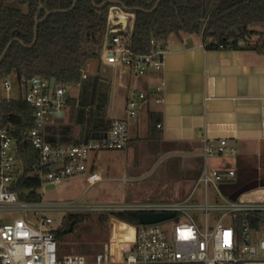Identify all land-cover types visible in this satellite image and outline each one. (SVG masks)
Segmentation results:
<instances>
[{"label":"built area","instance_id":"obj_1","mask_svg":"<svg viewBox=\"0 0 264 264\" xmlns=\"http://www.w3.org/2000/svg\"><path fill=\"white\" fill-rule=\"evenodd\" d=\"M136 14L123 5L110 6L101 48L100 61L109 66L126 67L138 76L151 74L155 82L151 92L134 91L127 103L130 116H137L140 102L153 96L164 102L166 90V54L168 48L153 38L149 51L141 53L133 46ZM87 75L84 74L83 78ZM23 99L34 108V124L29 139L39 152L34 172L40 188L17 189L26 174L19 145L11 129L0 124V264H248L264 262V202H246L224 196L219 184L233 180V168L222 169L211 158H233L238 149L226 138L206 139L195 154L203 159L202 170L190 195L178 200L122 201L105 204L47 202L41 189L57 187L66 179L86 176L89 186L101 180V174L89 166L94 152L123 150L130 143L127 120H115L106 136L79 144H53L44 136L45 126L63 113L79 83H63L33 76L20 80ZM6 87L11 88L9 81ZM4 99L0 97V102ZM162 126V124H159ZM125 180H130L126 177ZM214 186L220 199L211 201L209 189ZM54 187V188H55ZM204 188L202 199L195 198ZM48 189V188H47ZM38 195V198H33ZM68 214L121 212L174 213L175 216L155 223L119 222L134 228L128 246L114 251V239L106 241L94 255L62 254L52 212ZM202 216V220L198 217ZM263 231L262 236H254Z\"/></svg>","mask_w":264,"mask_h":264},{"label":"crops","instance_id":"obj_2","mask_svg":"<svg viewBox=\"0 0 264 264\" xmlns=\"http://www.w3.org/2000/svg\"><path fill=\"white\" fill-rule=\"evenodd\" d=\"M208 43L197 33L171 35L165 57L164 102L157 103L150 96L140 102L133 117L127 112L128 99L137 90L151 92L152 75L138 76L126 67L100 60L89 62L84 71L87 77L72 90L69 107L45 126V139L53 144H79L93 139L95 131L108 132L115 120H127L128 147L94 152L89 166L101 174L93 185L125 181L119 200L143 201L153 198L154 183L147 179L164 175L172 164L185 160L192 183L175 199H156L190 195L203 165L196 149L206 139L226 138L238 153L233 158L213 159V165L233 168L237 175L221 184L223 194L264 202V52L210 47ZM109 152L119 153V161H107L104 157ZM75 177L87 182L86 176ZM136 180L143 181L142 186H136ZM111 229L109 240L115 241Z\"/></svg>","mask_w":264,"mask_h":264},{"label":"trees","instance_id":"obj_3","mask_svg":"<svg viewBox=\"0 0 264 264\" xmlns=\"http://www.w3.org/2000/svg\"><path fill=\"white\" fill-rule=\"evenodd\" d=\"M104 1L78 0L74 7L75 0H19L22 7L1 3L0 59L9 43H13L0 63V81L15 73L19 80L42 76L56 82L80 83L89 62L100 60L108 11L113 5L98 7ZM117 1L130 8H140L135 11L133 36V46L138 52H148L153 38L168 47L169 37L182 33L201 34L210 47L264 52V26H252L264 22V0H161L156 8L158 0ZM49 10L67 11L49 14L36 29L37 22ZM233 26L240 27V34L230 32ZM34 119V108L23 98L0 102V124L11 129L26 170L17 187L21 194L27 188L36 192L41 185L34 172L39 152L29 139ZM33 198L37 199L38 195ZM87 215L90 213L69 214L71 227L57 230L60 252L62 238ZM114 215L128 223L139 220L138 213ZM101 217L106 221L111 216ZM263 222L254 219L255 226ZM113 232L114 248L119 250L134 237V228L121 230L119 221H114ZM83 246L81 254L89 255L93 247Z\"/></svg>","mask_w":264,"mask_h":264},{"label":"rangeland","instance_id":"obj_4","mask_svg":"<svg viewBox=\"0 0 264 264\" xmlns=\"http://www.w3.org/2000/svg\"><path fill=\"white\" fill-rule=\"evenodd\" d=\"M11 6L20 7L19 0H14L8 3ZM22 7V6H21ZM25 9V8H24ZM259 28V27H257ZM6 81H9L11 88L6 87ZM24 96V89L21 86V82L17 74L13 73L6 79L0 81V97L3 99H20ZM112 152V151H111ZM107 153L105 159L107 161H119L120 154L117 152ZM182 158V157H181ZM211 158V163L213 165V159ZM180 159V158H179ZM186 159V157H185ZM184 159V160H185ZM174 162V161H173ZM178 161H176L177 163ZM175 164V163H174ZM172 164L170 169L166 171L164 175L151 176L147 181H153L154 189L151 190V195L153 198L147 200H159L156 198L164 199H175L185 191V188L192 183L186 174V160L182 164ZM124 182L116 181L111 183H98L96 185L89 186L82 177H73L66 179L62 184L51 189H41L39 191L40 195L47 202H58V203H70L77 202L79 204H105V203H119L122 202L120 199V194L122 188L124 187ZM223 183V182H222ZM221 183V184H222ZM136 186H142L143 181L136 180L134 182ZM221 184H219V190L222 192ZM204 193V188L200 187L195 196L196 199H202ZM225 196V195H224ZM155 198V199H154ZM209 198L211 201L220 199L218 195V190L211 186L209 189ZM114 199V200H113ZM52 216L55 219L54 228L59 230L61 228L69 229L71 227V221L69 220V214L66 211L52 212ZM202 220V216L198 217ZM136 224V223H135ZM113 224L111 220H104L101 214L91 213L87 217L79 222L73 231L67 233L61 240V252L62 254H78L83 252L85 246L84 244H89L93 248L91 249L89 255H94L98 250H100L103 244L109 240ZM263 231L259 234H254V236H262ZM81 247V248H80ZM88 254V253H87Z\"/></svg>","mask_w":264,"mask_h":264},{"label":"water","instance_id":"obj_5","mask_svg":"<svg viewBox=\"0 0 264 264\" xmlns=\"http://www.w3.org/2000/svg\"><path fill=\"white\" fill-rule=\"evenodd\" d=\"M78 0H75V3L73 5V7L75 6V4L77 3ZM161 0H158V2L156 3L155 7L156 8L158 6V4L160 3ZM108 4H120L123 5L125 9L129 10V11H137L140 8H136V7H127L125 6L121 1H117V0H105L102 4L98 5V7H105ZM153 10V9H152ZM152 10H148V11H152ZM60 11H67V10H49L46 14V16L41 19L40 21L37 22L36 24V29L38 28V25L40 22H42L49 14L53 13V12H60ZM264 26V22H259V23H252V26ZM230 32H236L237 34H240L241 30L239 26H233L230 28ZM36 41V39H35ZM13 43V41H11L9 43V45L7 46L5 52L3 53L1 59H0V63L2 62L7 50L10 48L11 44ZM61 115V114H60ZM107 132H100V131H95L92 133V138H99L101 136H106ZM54 185H50L47 186L48 189L54 188ZM175 214L174 213H142L140 214V218L139 221L140 223H155V222H159V221H163L165 219L174 217ZM112 221H119L117 218H112ZM121 223V230H125L126 228L129 227V224L125 223V222H120Z\"/></svg>","mask_w":264,"mask_h":264},{"label":"flooded vegetation","instance_id":"obj_6","mask_svg":"<svg viewBox=\"0 0 264 264\" xmlns=\"http://www.w3.org/2000/svg\"><path fill=\"white\" fill-rule=\"evenodd\" d=\"M1 3H3V2H1ZM1 3H0V4H1ZM4 3H7V2H4Z\"/></svg>","mask_w":264,"mask_h":264}]
</instances>
